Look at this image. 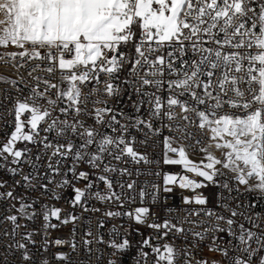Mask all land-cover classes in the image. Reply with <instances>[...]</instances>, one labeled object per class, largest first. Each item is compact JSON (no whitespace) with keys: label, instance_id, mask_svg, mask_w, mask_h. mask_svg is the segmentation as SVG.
<instances>
[{"label":"snow or ice","instance_id":"obj_1","mask_svg":"<svg viewBox=\"0 0 264 264\" xmlns=\"http://www.w3.org/2000/svg\"><path fill=\"white\" fill-rule=\"evenodd\" d=\"M33 61L39 63L29 68ZM0 63L27 68L31 78L0 76L18 93L0 98L12 128L0 144V172L12 180L0 178V189H8L0 201L14 210L3 218L11 225L4 235L22 264H33L27 249L35 240L33 232H18L26 227L20 219L41 215L45 230L58 227L53 218L64 225L81 219L62 217L60 208L38 199L28 202L29 192L60 200L71 189L70 203L81 215L100 211L91 200L123 209L136 202L137 180L123 179L133 176L127 164L149 166L137 167V177L162 176V186L151 183L150 192L144 181L141 204L148 196L156 204L161 192L178 187L190 193L183 205L207 206L201 190L219 189L213 193L219 211L188 207L162 223L149 222L155 214L145 206L105 211L157 233L139 242L135 264H264V215L238 199L243 193L264 199V0H0ZM158 145L162 159L154 157ZM193 153L201 158L193 160ZM161 164L181 172L151 170ZM109 235L105 241L87 231L92 239L83 240L84 249L91 257L93 242L105 244L106 264H121L132 242L127 234L117 238L115 225ZM169 236L172 243L152 242ZM205 240L214 256L197 258ZM69 246L76 251L75 243Z\"/></svg>","mask_w":264,"mask_h":264},{"label":"built area","instance_id":"obj_2","mask_svg":"<svg viewBox=\"0 0 264 264\" xmlns=\"http://www.w3.org/2000/svg\"><path fill=\"white\" fill-rule=\"evenodd\" d=\"M15 50V49H10ZM39 63L38 61H33L28 66L29 68L32 66V64ZM27 68L19 69L17 71L16 68L11 67L8 64L0 63V76L11 78V79H18L20 75H23L28 82H31V78L27 75ZM47 75L46 73H34V75ZM51 79V78H50ZM58 77L56 79H53V82H57ZM23 87V85H21ZM5 94L12 95L13 97H16L18 93L16 92V89L10 86L9 84H5L0 82V98H2ZM23 95H27V89H24ZM22 98V97H21ZM126 102V97L124 98ZM4 104L7 107H10V105L7 104V101L4 102ZM127 110V109H126ZM11 121V117L6 114V107H0V144L6 139L7 135L10 134L12 131V128L8 126L9 122ZM23 144H20L19 147H23ZM31 147V145H29ZM140 151H143V148H139ZM149 152H153L152 148H149ZM154 157L157 159H162V145H158L155 147L154 150ZM127 167H129L133 171L132 177H124V180H137V189L132 193V195L136 196V202L132 204H126L123 209L118 208L114 204H108V203H101L96 200H91L89 206L99 208V212L95 213H84L81 215V209L79 207L73 208L70 200L72 197V191L71 189H67L63 192L62 199L60 200H50L46 196H41L40 192H29V201L31 202L32 199H38L40 203H47L51 207H58L62 210L61 216H67L69 214L81 216V219L76 221L75 225L72 223H69L67 225L61 224L59 221L55 220L54 218L51 220V223H55L58 225L57 228L52 229L49 228L47 230L44 229V221L41 215H37L33 220H26V219H20L19 223L21 225H26V227H21L18 232L21 234L27 233V232H33V240H35V244L28 243V251L30 255L33 256V264H40L41 260L47 259L49 261V264H106V260L109 258V252L110 249L107 248L105 244H97L93 242L92 244V250L93 254L91 257H88L87 252L84 249L83 246V240L84 239H92L91 237H86L85 233L89 230L93 232V235H103V238L105 241L110 240L112 237L109 235L110 229L115 225L119 229V238L120 236H124L127 234V238L132 242L131 247L126 250L125 253H123L120 257L121 264H135L134 257L137 255L138 245L139 242L149 235L156 236L157 233L155 230L149 229L144 225H138L141 228L140 233H143V236L139 235L135 230V224L134 221L128 219L127 217H116V218H109L104 216L105 211H130L135 209L136 207L145 206L149 207L152 211V213L155 214V216H149V222H151L152 219L158 218V222H163L164 219H171L175 215H184L185 213L182 211L184 208L188 207H208L213 208L217 211H219L218 208H216L215 204V197L213 196L214 192H218L219 189L213 188L211 185L208 188L202 189L201 191L205 196L209 197V204L207 206H186L183 205L182 202V196L183 195H190V193L179 189L178 187L173 188L172 193H163L161 192L160 196L161 198L157 201L156 204H152L151 197H145L143 204L140 203L138 191L140 188L145 187L144 181H149L150 183L147 185L146 190L151 191V183H157L162 186V176L156 177L154 175L148 176V175H141L137 177L135 175V170L137 167L141 169V171H147L149 170V166H136L132 164H127ZM151 170H161L162 172H175L180 173L181 168L179 166H168L161 164L159 166V169H157L156 165L150 166ZM29 169L25 168V171H28ZM0 178L8 180L9 184L12 183L11 178L3 173L0 172ZM19 177H17L18 179ZM196 178V177H194ZM199 179V178H197ZM82 186L83 184H77L76 186ZM99 189H103V184H99ZM8 189H0V191H6ZM97 189H93L95 191ZM24 192V189L22 188H16V193H22ZM241 192L243 193V188H241ZM239 200L244 201L247 203H252L257 205L255 208L252 209L254 213L258 212L261 215H264V199H259L256 194L254 193H243V195L238 197ZM40 203L36 204L35 207L37 210L40 208ZM17 207L19 205L17 204ZM171 208L173 209V212L170 214L167 209ZM14 214V210L10 207L9 202L7 201H0V264H22V258L20 252H9L6 248V244L8 242H12L11 238L4 235L5 231L11 230L10 223L3 220L5 215ZM195 219V217H193ZM91 221V224H87V221ZM103 220L104 221V227L99 228L97 227L98 222ZM247 226V225H246ZM75 227V232H73V228ZM127 230V233L126 231ZM224 241H227L229 237L227 234H221ZM16 240H20L21 236L17 235ZM45 239H47L50 243L45 245ZM56 239H63L67 241L68 243H65L64 245H55L54 241ZM26 242V241H23ZM155 243H164L169 242L172 243V237H165L163 240H153ZM175 244L177 247H184L185 241L182 239H176ZM27 243V242H26ZM71 243L76 244V251H73L72 248L69 246ZM210 240H205L201 244V249L197 251L195 254L197 258L200 257H212L214 256L213 253H209L207 247L205 245L209 244ZM45 246L47 247V251H44ZM148 250V249H146ZM150 251V250H148ZM103 253V257L101 259H97V254ZM57 253H64L67 254L69 259L68 261H58L55 256ZM5 256L7 257V261L5 260Z\"/></svg>","mask_w":264,"mask_h":264},{"label":"rangeland","instance_id":"obj_3","mask_svg":"<svg viewBox=\"0 0 264 264\" xmlns=\"http://www.w3.org/2000/svg\"><path fill=\"white\" fill-rule=\"evenodd\" d=\"M6 139H7V137H6ZM6 139H5V140H6ZM5 140H4V141H5ZM4 141H3V142H4ZM3 142H2V143H3ZM2 143H1V144H2ZM18 147H19V145H18ZM217 155H219V153H217ZM191 158H192L193 160H199V159L201 158V155H200V154L193 153V154H191ZM77 187H82V186L80 185V186H77ZM135 229H139V231H141V228H140V226H138V225L135 226Z\"/></svg>","mask_w":264,"mask_h":264}]
</instances>
